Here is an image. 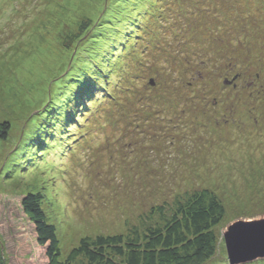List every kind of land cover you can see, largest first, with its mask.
I'll return each instance as SVG.
<instances>
[{"label":"rangeland","instance_id":"rangeland-1","mask_svg":"<svg viewBox=\"0 0 264 264\" xmlns=\"http://www.w3.org/2000/svg\"><path fill=\"white\" fill-rule=\"evenodd\" d=\"M95 12L54 92L61 48ZM263 88L264 0H0V264H66L81 239L202 189L225 210L205 264H229L226 228L264 218ZM27 193L56 230L52 263Z\"/></svg>","mask_w":264,"mask_h":264},{"label":"trees","instance_id":"trees-1","mask_svg":"<svg viewBox=\"0 0 264 264\" xmlns=\"http://www.w3.org/2000/svg\"><path fill=\"white\" fill-rule=\"evenodd\" d=\"M95 15L96 12L86 21H80L78 34L73 33L72 41L61 48L64 53L57 62V70L52 78L54 92L68 79L67 71L74 64L71 61L78 55L76 53H81L79 47L95 24ZM89 90L82 88L80 95L85 98L101 94L99 86ZM49 92L45 88L37 91L36 98L39 99L35 103L40 100V107H44L49 101ZM263 92L264 88L260 93ZM80 103L78 109L84 106ZM75 111L78 112L77 109ZM42 202V194L27 193L21 201V209L34 227L37 244L46 247L45 256L52 263L59 256L58 240L54 226L48 223L43 212ZM224 213L223 205L212 192L207 189L196 190L174 200L168 210L156 207L146 216L147 220L141 217V227H131L126 235L81 239L79 245L70 251L65 263L205 264L214 255L217 239L213 228L220 223ZM154 217L157 220L152 223Z\"/></svg>","mask_w":264,"mask_h":264},{"label":"water","instance_id":"water-1","mask_svg":"<svg viewBox=\"0 0 264 264\" xmlns=\"http://www.w3.org/2000/svg\"><path fill=\"white\" fill-rule=\"evenodd\" d=\"M223 238L229 264L264 259V218L236 221L226 228Z\"/></svg>","mask_w":264,"mask_h":264},{"label":"bare ground","instance_id":"bare-ground-1","mask_svg":"<svg viewBox=\"0 0 264 264\" xmlns=\"http://www.w3.org/2000/svg\"><path fill=\"white\" fill-rule=\"evenodd\" d=\"M99 54V53H98ZM79 74V73H78ZM84 80V79H83Z\"/></svg>","mask_w":264,"mask_h":264}]
</instances>
